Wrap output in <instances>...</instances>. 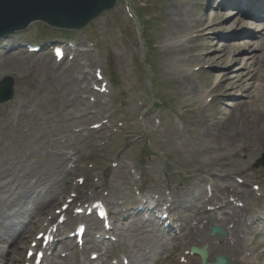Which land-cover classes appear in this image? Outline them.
I'll return each mask as SVG.
<instances>
[{
  "label": "rangeland",
  "instance_id": "1",
  "mask_svg": "<svg viewBox=\"0 0 264 264\" xmlns=\"http://www.w3.org/2000/svg\"><path fill=\"white\" fill-rule=\"evenodd\" d=\"M221 1L223 0H128L129 8L124 4V0H120L113 10L72 34V39L83 45L89 42L98 44L92 60H97L95 62L98 66L103 65L105 72L114 75L118 84L122 86V91L128 94L127 101L131 106L126 108L127 122V117H132L136 113L131 103V97L136 96L133 89L136 84L137 88H140L139 85L144 88L149 107H155L158 114H162L161 118H166V121L162 119V125H174L166 109H176L175 112L185 121L184 128L180 130L176 128L179 131L176 133L170 131L153 135V140L156 142L154 150L150 143L151 137L150 139L144 137L146 140H143L139 146H132L131 151L140 163L147 164L145 169H149L148 163L155 164L159 161L160 170L165 171L166 162L169 166L170 162L178 166L179 160L182 159L178 168L182 169V165L189 166L192 171L191 176L195 178L193 182L197 183L196 191L202 192L204 199L206 189L208 190L209 187L206 183L199 181L201 176L196 169L214 173L218 171L230 177L218 181L219 188L234 184L237 186L236 179L245 177L246 184L242 187L261 183L262 192H264V168H255L256 162L264 152V113L259 108L263 102L258 106L257 104L248 106L244 111L246 114L244 119L227 125L228 132L222 129V125L227 120V114L229 112L234 114L237 111L233 106L241 101L248 102V98L241 96L243 90L239 87L240 76L247 73L249 75L251 72L255 75L259 74L256 72L258 67L244 66L242 59L249 56L248 53L255 42L254 35L258 32L255 29H264V14L262 15L264 6L254 20L233 16L237 12L234 8L237 3L244 8L243 13L248 8L240 0H235L234 5H226L224 8L219 7ZM130 10L137 14L138 21L135 22L131 18ZM175 10H178L179 15L174 12ZM234 18L239 20L238 25L234 24ZM182 27L184 28L181 29ZM207 29L213 31L208 34L211 39L207 44L197 42L180 45L177 43V40L190 30L198 31L202 36L208 31ZM120 32L124 33L122 39H119ZM233 35L236 37L230 38ZM17 36L27 41L61 37L59 34L44 31L40 23H34L26 32ZM262 38L264 39V32ZM123 45L126 47V52ZM21 50L22 48L19 47L0 51V81L7 75L14 77L15 102L12 108L20 109L25 113H29L30 110V121L24 119L27 118L24 115L20 122L19 134L14 138L10 132L6 133L5 138L12 143V150L6 149V152L0 147V151L6 152L8 156L12 153L19 155L18 157L28 156L33 165L40 166L45 155L39 157L35 154V150L45 153L47 140L56 132L78 127L80 124L77 120L74 121L73 117L83 113L85 108H88V104L84 101L85 104L74 105L69 101V94L79 87L75 86L71 72L64 68L55 69L51 57L45 54L30 55ZM257 54L260 56V52ZM132 58L136 63V71L131 66ZM88 61L84 62L88 63ZM234 64H236L235 68L226 72L227 67L231 68ZM197 67H201L199 71L194 70ZM216 76H220L221 79H217ZM222 79L223 89L219 92L215 90V93H221L220 99L215 100L212 106L202 109L204 96L205 98L215 97L208 92H213V87L218 84L217 80ZM248 83L250 82L243 81L241 84L247 87ZM9 107L7 104L0 105V126L10 124L11 117L7 118ZM237 114L238 112L235 113ZM68 120L72 122L67 124ZM155 128L158 127L155 126ZM41 132L45 133L43 138ZM124 137L125 135H121V140H117L118 148L111 145L106 151L99 153L101 157L110 153L107 159H102L99 172L97 171L99 175L113 169L115 161L123 152V150L119 151V148L127 149L132 144L127 143ZM235 144L238 157L234 158ZM31 152L37 157L31 156ZM215 155H222L223 158L217 163H212ZM43 164L47 169L48 164L45 162ZM82 166L86 168L87 165L82 164ZM174 170L173 167H169V171ZM180 172L181 170H177L170 175V180H174L175 184L181 181L185 183L183 178L178 176ZM86 177L88 176L85 172L77 173L68 180L65 187L68 184L72 185L79 178L86 179ZM196 177L199 178L196 179ZM91 181L94 182V179ZM102 189H95L93 194L97 191L99 197L104 198ZM71 192L73 191L69 194ZM69 194L65 196V199ZM38 199V193H30V201L35 202ZM204 199H197L194 208L200 206ZM259 202L264 209V200ZM215 219V215L213 217L210 215V220L215 221ZM133 226L134 244L137 248L135 253L137 257H140V264H168L177 263L180 260L173 261L174 258L170 252L161 254L163 250V247L160 249L161 243L158 241L157 243L151 233L146 234L139 230L137 225ZM37 232L38 230L35 234ZM253 234L257 235L256 252L259 254L261 264H264V222L253 230ZM145 236L149 239L144 238ZM2 249L3 244L0 243V251ZM25 252L26 250L24 256ZM15 257L18 256L10 252L6 259L0 257V264H8Z\"/></svg>",
  "mask_w": 264,
  "mask_h": 264
},
{
  "label": "bare ground",
  "instance_id": "2",
  "mask_svg": "<svg viewBox=\"0 0 264 264\" xmlns=\"http://www.w3.org/2000/svg\"><path fill=\"white\" fill-rule=\"evenodd\" d=\"M127 1V0H126ZM241 2H245L246 6L248 7L251 12L256 15L258 13V9H262V6H259L258 0H253L252 2H248L249 0H240ZM261 2L264 0H260ZM243 7L238 4V9L235 15L233 16H241L243 18H246V16H242L241 13L243 12ZM176 14L179 15L178 10L174 11ZM185 16L187 15L184 14ZM234 24L238 25L239 20L234 18ZM182 27L181 29H183ZM255 29V28H254ZM262 30H257V34L254 35L255 42L253 43V46L251 48V51L248 53L249 56L242 59V63L244 66L249 67H258L256 72H259V74H253L252 72L248 75H242L241 80L239 82H250L248 83V86L245 87V85L241 84L239 87L243 90V94L241 95L243 98H248L247 101H241L239 104H236L233 106L234 110L237 109L236 112H238L237 115L235 113L229 112L227 114V120L222 125V129L228 132L227 125L230 123L233 124L235 121H238L239 119H244L246 114L245 110H247L248 106H254L255 104L260 105L261 102H263L259 108L264 113V101L262 99L264 98V39L262 38V33L264 32ZM197 39L199 37L202 39H194V40H188L190 36L195 35L196 32H191L187 35H182L180 37V41H183L185 45L193 44L197 42H203L208 43L209 38L204 35H200L199 32H197ZM233 37H236L234 35ZM186 40V41H185ZM216 52H219L218 50ZM257 52H260V56H258ZM217 57V56H216ZM241 60V59H240ZM258 60V61H257ZM261 60V61H260ZM257 61V62H256ZM240 62H238L239 64ZM237 64V66H238ZM240 69V68H239ZM241 70V69H240ZM228 71V70H227ZM94 78V76H93ZM217 79H221L220 76H216ZM234 78H232L233 80ZM230 81V80H229ZM257 83H254V82ZM218 84L215 86V90L218 92L223 89L222 82L223 79L218 81ZM85 90V88L83 89ZM87 91L89 89H86ZM258 92V93H257ZM75 98L71 102H78V97L80 96V92H77L74 94ZM220 99V98H219ZM99 104V103H98ZM105 107L103 108V115L108 114V110ZM151 114V120H154V112H150ZM26 115L27 121H30V112L25 113L23 116ZM111 116V115H110ZM72 120H68L66 123H71ZM85 120L82 123V126H86ZM136 125V124H133ZM150 128H153L152 124H149ZM19 128L16 124H6L0 126V139L1 144L0 147H2L3 151H6V149H11L12 143L9 142L5 136L7 132H10L11 134L18 133ZM84 133H88L87 129H84L82 131H74V130H63L56 132L51 138H49L45 144L44 152L41 153L38 150H35V154L37 156H43L45 155V159L41 161L40 166L39 165H33L30 162V157L28 156H22L18 157L19 155H16L14 153L11 154V156H8L6 152L0 151V243L3 244V249L0 251V257L2 259H6L8 253H13L17 255L18 257H15L9 261L8 264H26L27 260L24 257V249L28 248L29 242L32 240V242H36V238L33 236L35 232L38 229H41L42 233H47L48 231H51L54 227H60V224L58 223V220L55 219V215L51 216V219L47 225H41L42 221L44 219V214L49 215L53 213L55 206L60 202L62 196H64L67 192L68 187L66 188H60V186H65L67 183V173L66 171H72L73 174L78 172L79 170V162L82 160L83 155L80 150L77 148H73L71 145L68 144L67 141V134L71 136H75L74 139L76 141H81V139H85V141H89L91 138L94 139V136H91L88 134L86 137L84 136ZM42 138L44 137V132H41ZM159 135V134H158ZM231 135V133H230ZM233 136V135H231ZM253 136H255L253 134ZM132 136H126V139L130 140ZM81 138V139H80ZM82 143V142H81ZM36 146V144H35ZM13 152V151H11ZM31 156L37 157L34 153L31 152ZM122 169L127 171V175L123 178H120L116 175V173H113L115 180H108L107 177H104V188L109 190V197H108V204L109 206H114V208L111 209V213L114 215L112 217V225H108L107 227L115 229L117 224V234L120 238H122L123 241L125 239H128L127 245L131 246L134 251H129L127 247H124L125 254L127 255L125 259H128L130 261V264H140L141 260L140 257H137L135 250L136 245L134 244V235L133 232H135L133 224L138 221L139 223V216L135 214V220L133 216L129 215L128 210L126 209L127 204L121 203V201L127 200L133 195V188L134 186H137V184H132V181L134 179L133 175L129 171L131 166L128 164H125L124 160H132L134 159L133 155H130L126 152H123L122 154ZM49 160L50 162H48ZM45 162L48 164V170L44 167L43 164ZM53 166V168H51ZM184 170H190L188 165H182L181 166ZM153 170V169H152ZM90 173V172H89ZM218 177L221 178L223 176L222 172H217ZM72 175V174H71ZM146 176V178L149 179L151 182V185L148 188V193L159 195V200H153L150 195L146 194L141 198L137 199V203H145L143 208H150L153 211V208H156V205L167 203L171 207L170 202H175L178 204V206L174 207L175 209L173 212H170L171 215L169 216V221H178L183 220L184 222H189L192 219L193 212L192 206L194 205V201H196L200 194L194 193L193 189L190 187L188 183H186V186H183V184L178 183L174 184L169 180L168 178H165L163 182H161L160 178H156V182H154L152 173L149 171H142L141 172V179L143 176ZM210 176H213L210 174ZM34 177L36 179V184L39 189L45 190L49 192V195L53 198V203H48V210H43L38 213V209L40 207H44L43 201L41 202V199H38V201L35 202V204H39L37 207L35 205L32 206V203L30 202V190L34 189L35 187L30 184V178ZM226 177V176H224ZM228 178V177H227ZM205 182V180L203 181ZM168 189L170 192V196H165L163 194L164 190ZM236 189H233L234 191ZM78 195H76L74 199V205H78L80 203L81 205H85L89 201V193L86 191L85 186L78 187ZM231 191V192H232ZM230 192V191H229ZM219 196L216 197L215 202L222 203L223 205L221 207H218V213L216 215L218 217H221L220 222L217 224L221 226H225L227 223L232 224V228H230L228 232V239L223 240L220 242V248L214 249V254H221V255H227L230 257L233 264H243L242 263V252L244 251V254H246L249 250L247 249V246H244L243 241L240 240V236L245 237L246 230L244 223L246 220L243 221V214L247 210L246 206L242 208H236L234 207V204L228 201L230 198V194H224L218 190ZM240 194L238 196V199H244L252 196L251 193L247 192H239ZM213 198V197H212ZM10 206H14L10 209H8ZM71 207L73 205H70ZM218 206V205H217ZM118 207V208H117ZM172 209V208H171ZM157 213L164 212L165 207L161 206L157 208ZM227 211L232 212V217L227 218L225 216V213ZM138 213V212H136ZM165 213H168L165 212ZM190 213L189 216H186V214ZM67 216V222L65 223L66 228H70L73 225H75L77 222L84 223L89 222L91 225L89 226L91 231L94 230H101V228L98 226L99 223H95L87 216H77L69 209L66 212ZM154 217V212L149 213L147 218L146 227L143 225V228L151 229L154 227L162 228V226L157 223L155 220H150V218ZM118 219L125 220L126 222L118 221ZM195 220H198V222L203 223L206 219H204L203 213H200L198 216L194 217ZM37 220L38 223L41 225L40 227L38 225H35L31 223L30 221ZM130 224V225H129ZM214 224V225H217ZM100 225V224H99ZM122 229L121 234L118 232V228ZM245 231V232H244ZM205 234L207 236V231L198 230L197 233L202 235ZM196 236V233L192 234V230L189 232V238H192ZM146 239H149L148 237H144ZM201 238V236H199ZM205 240L202 242V245L205 243H208V240L206 237H204ZM181 241H184L183 239ZM251 241V239H248L246 241V244ZM193 245L196 243H192ZM236 244V246H235ZM71 243L66 245L68 249L71 248ZM96 245V244H95ZM189 244H185V247L187 248ZM234 246V247H233ZM9 248H12L11 250H7ZM65 248V247H64ZM161 249V244H160ZM36 251V250H33ZM212 251V249H211ZM161 254H164V252L161 251ZM75 259L78 262H81L83 258L79 255L73 254ZM182 258H188V256L183 253L181 255ZM138 260V261H137ZM251 260V259H248ZM144 261V260H142ZM209 263L212 262L209 258ZM249 261H245L247 264ZM31 263H34V259L31 261ZM51 264H57V263H51ZM58 264H75L73 260L71 261H61L58 262ZM85 264H91V262H86ZM182 264V263H178ZM186 264V263H184ZM187 264H194L192 259H189ZM196 264H200L198 261Z\"/></svg>",
  "mask_w": 264,
  "mask_h": 264
},
{
  "label": "water",
  "instance_id": "3",
  "mask_svg": "<svg viewBox=\"0 0 264 264\" xmlns=\"http://www.w3.org/2000/svg\"><path fill=\"white\" fill-rule=\"evenodd\" d=\"M118 0H0V38L35 21L81 29L115 7ZM0 85V101L11 99L13 82ZM4 93V94H3Z\"/></svg>",
  "mask_w": 264,
  "mask_h": 264
}]
</instances>
